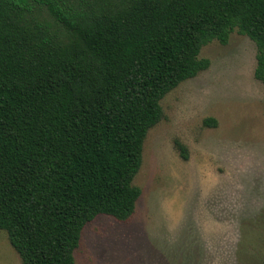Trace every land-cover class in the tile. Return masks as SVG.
<instances>
[{
    "label": "trees",
    "instance_id": "obj_1",
    "mask_svg": "<svg viewBox=\"0 0 264 264\" xmlns=\"http://www.w3.org/2000/svg\"><path fill=\"white\" fill-rule=\"evenodd\" d=\"M234 30L264 86V0H0V230L22 264H77L88 222L132 217L162 99Z\"/></svg>",
    "mask_w": 264,
    "mask_h": 264
},
{
    "label": "rangeland",
    "instance_id": "obj_2",
    "mask_svg": "<svg viewBox=\"0 0 264 264\" xmlns=\"http://www.w3.org/2000/svg\"><path fill=\"white\" fill-rule=\"evenodd\" d=\"M256 52L237 30L225 45L201 48L209 67L162 99L164 117L145 138L135 213L88 222L77 264H264V86L254 77ZM208 117L217 125H204ZM0 264H22L4 230Z\"/></svg>",
    "mask_w": 264,
    "mask_h": 264
}]
</instances>
